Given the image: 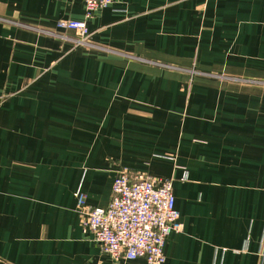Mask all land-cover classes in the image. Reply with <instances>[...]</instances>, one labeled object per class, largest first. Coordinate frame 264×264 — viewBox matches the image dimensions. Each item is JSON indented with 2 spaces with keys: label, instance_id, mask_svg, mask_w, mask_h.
I'll list each match as a JSON object with an SVG mask.
<instances>
[{
  "label": "crops",
  "instance_id": "0c3cea01",
  "mask_svg": "<svg viewBox=\"0 0 264 264\" xmlns=\"http://www.w3.org/2000/svg\"><path fill=\"white\" fill-rule=\"evenodd\" d=\"M121 169L172 181L164 264H264V0H0V264H147L77 212Z\"/></svg>",
  "mask_w": 264,
  "mask_h": 264
},
{
  "label": "built area",
  "instance_id": "2783aa9c",
  "mask_svg": "<svg viewBox=\"0 0 264 264\" xmlns=\"http://www.w3.org/2000/svg\"><path fill=\"white\" fill-rule=\"evenodd\" d=\"M116 1L82 0L85 18ZM57 26L74 32L81 43L88 38L85 20L59 21ZM77 212L82 227L92 234L101 252L113 260L143 259L147 264H164L165 241L181 230L172 181L128 169L117 172L106 208L88 207L85 195L78 192ZM259 256L264 258V243Z\"/></svg>",
  "mask_w": 264,
  "mask_h": 264
}]
</instances>
